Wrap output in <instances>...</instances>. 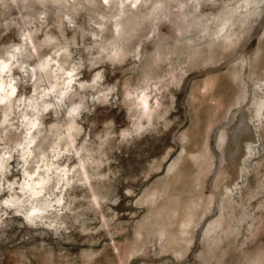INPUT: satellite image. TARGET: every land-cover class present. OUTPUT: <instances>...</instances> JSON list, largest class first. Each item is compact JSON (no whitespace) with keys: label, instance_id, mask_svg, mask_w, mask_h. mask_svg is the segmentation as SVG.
<instances>
[{"label":"rangeland","instance_id":"374dc122","mask_svg":"<svg viewBox=\"0 0 264 264\" xmlns=\"http://www.w3.org/2000/svg\"><path fill=\"white\" fill-rule=\"evenodd\" d=\"M0 61V264H264V0H0Z\"/></svg>","mask_w":264,"mask_h":264},{"label":"bare ground","instance_id":"6f19581e","mask_svg":"<svg viewBox=\"0 0 264 264\" xmlns=\"http://www.w3.org/2000/svg\"><path fill=\"white\" fill-rule=\"evenodd\" d=\"M51 61V60H50ZM50 61L48 62V63H50ZM48 63H47V60H45L44 62H42L41 63V65H40V67L44 70L46 67H47V65H48ZM4 65H7L8 66V71H9V68H10V65L7 63V62H5V61H0V100H3L4 98H5V95H6V93H5V89H7V91L8 92H11V88H8V85L9 84H11L9 81H6V80H4V78L3 77H1V73L2 72H6V71H4ZM62 69V68H61ZM45 73V72H44ZM48 73V72H47ZM64 74V73H63ZM62 73H58V72H53L52 74L50 73L49 75H51L55 80H56V82H55V84L53 83L52 84V87H51V89H54V88H57L58 89V93L59 92H61V91H63L64 89H66L67 87H69V81H71V78L69 79V81L68 82H66V80L65 79H62V75H63ZM64 78V77H63ZM58 79H61L62 81L61 82H57L58 81ZM68 79V78H67ZM11 86H12V88H14V85L13 84H11ZM55 90V89H54ZM136 97V96H135ZM9 100L10 99H8L5 103H3L4 104V106H6V103L7 102H9ZM11 101V100H10ZM9 105H10V103H9ZM132 105H134V106H136V108H138V117H144V118H146V119H149V117H150V114H151V106H150V103H149V101H148V97L147 96H139V97H136V99L132 102ZM256 105V113H257V116H259L260 115V111H261V109L262 108H264V100L262 99V101H260V102H258L257 104H255ZM8 106V105H7ZM28 107V106H27ZM10 108V106L8 107V109ZM255 109V108H254ZM4 110V109H3ZM23 115V114H22ZM27 115V114H26ZM25 116V115H24ZM28 116V115H27ZM27 116H25V118H24V121H23V125H24V127H26V128H28L29 130H30V128H31V124H33L34 123V121L32 122V121H30V120H33V118L31 119L30 118V120H29V118H27ZM146 123H147V120H146ZM138 126V125H137ZM141 127H143V124L140 122V124H139V128H141ZM25 128V129H26ZM72 129V128H71ZM73 130V129H72ZM29 132V131H28ZM37 132V131H36ZM72 132V131H71ZM26 133V132H25ZM30 133H32L31 131H30ZM60 133V132H59ZM65 134V133H64ZM30 135V134H29ZM59 136V135H58ZM69 136V135H68ZM33 137H34V135L32 136H30L29 138H27L28 140L26 141L28 144L29 143H31L33 140ZM55 137V136H54ZM66 139V138H65ZM36 140V139H35ZM57 143V142H56ZM69 145V144H68ZM59 146V145H58ZM44 156V155H43ZM3 161V160H2ZM49 163V162H48ZM47 162H46V164H48ZM34 166V165H33ZM42 167V166H41ZM51 167V166H50ZM50 167H49V165H46L45 166V170H44V174H42V175H39V178L36 180H32V181H29L28 180V182L27 183H25L24 182V187H23V189L24 190H22L23 192H25V193H28L29 194V196L30 197H38L40 194H42V196L45 194H43L42 192H44V189L46 188L45 186L47 185V180L49 179L48 177H49V171H50ZM58 167V166H57ZM54 168V167H53ZM60 169V168H59ZM58 168H56L55 167V170H56V178H55V183H54V185H57V186H60V188H63L64 186H66L67 187V183H68V176H66V170L65 169H60L59 170ZM53 170V169H52ZM59 170V171H58ZM51 172V171H50ZM39 173V172H38ZM51 174H52V172H51ZM68 175V174H67ZM36 178V177H35ZM32 179H34V178H32ZM51 180V179H50ZM48 182H49V180H48ZM51 183V182H50ZM49 183V184H50ZM46 184V185H45ZM69 184V183H68ZM69 186V185H68ZM45 187V188H44ZM55 187V186H54ZM21 189H22V187H21ZM46 190V189H45ZM57 190H58V188H57ZM155 193H156V191H154V192H152L151 194H150V197L152 198L154 195H155ZM28 194H27V196H28ZM41 197V196H40ZM30 199H31V201H32V198H29V201H30ZM37 200V199H36ZM57 203H59L60 202V200L59 199H56L55 200ZM39 202H41V205H44V206H49L50 205V203L52 202V201H48V200H45V199H39ZM40 204V203H39ZM38 204V205H39ZM194 206V205H193ZM31 208V207H30ZM39 210V208L37 207V206H35V207H33V210ZM189 210V211H188ZM187 210V216H185V217H187V220H186V223L183 221V223H185V224H183V229H181V233H185V228H186V226H189L188 224H189V222H190V220H192L191 219V216H192V214H191V211H190V209H188ZM160 223V222H159ZM176 223V222H175ZM181 223V222H180ZM182 224V223H181ZM181 224H180V226H181ZM159 232H161V231H159ZM173 235V234H172Z\"/></svg>","mask_w":264,"mask_h":264},{"label":"clouds","instance_id":"9594fccd","mask_svg":"<svg viewBox=\"0 0 264 264\" xmlns=\"http://www.w3.org/2000/svg\"><path fill=\"white\" fill-rule=\"evenodd\" d=\"M4 71H6V72L8 71V66L7 65L4 68ZM21 71H23V68L21 69ZM68 83L71 84L72 81H69ZM8 88H11V92H8L7 89H5V93H6L5 98L3 100H0V103H5L12 95L15 94V88H12L11 84L8 85ZM21 103H22V101H21ZM47 107L48 106L45 107V109H44L45 111H47ZM31 127L35 128L36 124H34V123L31 124Z\"/></svg>","mask_w":264,"mask_h":264},{"label":"snow or ice","instance_id":"6c2138e0","mask_svg":"<svg viewBox=\"0 0 264 264\" xmlns=\"http://www.w3.org/2000/svg\"><path fill=\"white\" fill-rule=\"evenodd\" d=\"M109 2V0H104V3L107 4ZM6 67V65H4V68ZM69 75H72L71 73H69Z\"/></svg>","mask_w":264,"mask_h":264}]
</instances>
